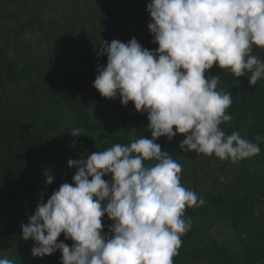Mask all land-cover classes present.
I'll use <instances>...</instances> for the list:
<instances>
[{
    "label": "trees",
    "instance_id": "1",
    "mask_svg": "<svg viewBox=\"0 0 264 264\" xmlns=\"http://www.w3.org/2000/svg\"><path fill=\"white\" fill-rule=\"evenodd\" d=\"M150 0H0V244L2 258L14 264H61V252L33 257L34 241L22 239L38 202H46L75 173L69 160L86 158L120 143L128 145L144 136L147 114L132 102L123 106L100 96L92 86L103 41L127 42L136 38L155 50L148 31ZM252 55L264 61V48ZM218 90L232 93L226 114L234 117L220 127L226 134L239 132L258 143L260 153L236 163L183 152V135L171 141L157 138L182 165L181 184L204 203L187 207L191 228L181 236L174 264H264V78L255 86L247 77L234 78L229 69L213 66ZM251 73H246L250 76ZM79 128L83 135L70 132ZM76 141L73 145V141ZM151 165L154 162L146 161ZM53 182L46 184V176ZM106 176L104 179H109ZM104 233L112 221L102 217ZM231 230L233 248L220 243L215 229ZM73 241L61 234L58 242Z\"/></svg>",
    "mask_w": 264,
    "mask_h": 264
},
{
    "label": "clouds",
    "instance_id": "2",
    "mask_svg": "<svg viewBox=\"0 0 264 264\" xmlns=\"http://www.w3.org/2000/svg\"><path fill=\"white\" fill-rule=\"evenodd\" d=\"M146 11L155 50L136 38L103 41L98 55L107 62L97 65L92 86L101 97H119L121 105L132 102L146 113L151 138L68 161L72 182L38 202L21 224L22 239L34 241L33 257L59 250L61 264H174L191 228L185 209L204 201L181 184L182 165L157 138L181 134L183 152L232 163L260 153L258 143L220 127L234 119L226 114L232 93L218 90L219 76L208 73L214 65L227 68L251 86L264 78V61L252 55L253 46L264 48V0H150ZM70 134L83 135L79 128ZM52 182L47 175L45 183ZM105 216L112 221L107 233ZM61 234L71 247L58 242ZM0 264L14 261L0 258Z\"/></svg>",
    "mask_w": 264,
    "mask_h": 264
},
{
    "label": "rangeland",
    "instance_id": "3",
    "mask_svg": "<svg viewBox=\"0 0 264 264\" xmlns=\"http://www.w3.org/2000/svg\"><path fill=\"white\" fill-rule=\"evenodd\" d=\"M215 233L218 234L220 237L219 241L221 244L227 246L228 248H233L235 245V241L233 239V235L231 230H229L226 227L218 226V228L215 229ZM7 250V243L6 241L2 242L0 244V258L4 257Z\"/></svg>",
    "mask_w": 264,
    "mask_h": 264
}]
</instances>
